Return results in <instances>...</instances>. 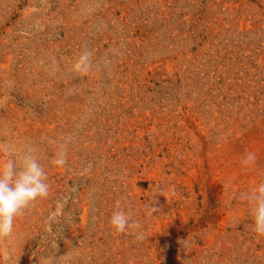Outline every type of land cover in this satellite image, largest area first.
I'll return each instance as SVG.
<instances>
[{
	"label": "rangeland",
	"instance_id": "1",
	"mask_svg": "<svg viewBox=\"0 0 264 264\" xmlns=\"http://www.w3.org/2000/svg\"><path fill=\"white\" fill-rule=\"evenodd\" d=\"M0 145L50 184L0 264H264V0H0Z\"/></svg>",
	"mask_w": 264,
	"mask_h": 264
},
{
	"label": "clouds",
	"instance_id": "2",
	"mask_svg": "<svg viewBox=\"0 0 264 264\" xmlns=\"http://www.w3.org/2000/svg\"><path fill=\"white\" fill-rule=\"evenodd\" d=\"M90 53L83 52L74 67L86 72L90 67ZM0 155L11 157L12 152L0 145ZM255 153H248L242 160L246 168L255 165ZM57 168L66 163V152L61 149L52 161ZM50 184L44 167L32 151L16 159H0V241L7 240L13 233L14 221L38 201L49 196ZM251 216V231L258 237H264V182H260L243 195ZM110 229L115 234L129 233L137 240L144 239V233L138 222L131 219L130 213L117 206L109 220ZM6 256V253H4Z\"/></svg>",
	"mask_w": 264,
	"mask_h": 264
}]
</instances>
